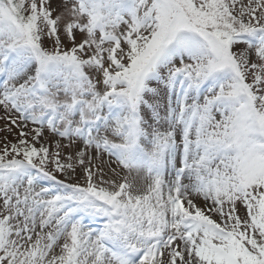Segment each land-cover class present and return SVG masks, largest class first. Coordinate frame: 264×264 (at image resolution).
I'll return each mask as SVG.
<instances>
[{
    "label": "snow or ice",
    "instance_id": "6c2138e0",
    "mask_svg": "<svg viewBox=\"0 0 264 264\" xmlns=\"http://www.w3.org/2000/svg\"><path fill=\"white\" fill-rule=\"evenodd\" d=\"M0 111V264H264V0H0Z\"/></svg>",
    "mask_w": 264,
    "mask_h": 264
},
{
    "label": "rangeland",
    "instance_id": "374dc122",
    "mask_svg": "<svg viewBox=\"0 0 264 264\" xmlns=\"http://www.w3.org/2000/svg\"><path fill=\"white\" fill-rule=\"evenodd\" d=\"M2 114H3L2 111H0V115H2ZM3 126H4V122H3V121H0V128H2ZM29 127H32V125H29ZM5 136H7V139H8L9 141H13V140H14V136H12V135H8V134L5 133V132H0V148L3 147V143H4V138H5ZM44 137H45V138H49V137H50V133L47 131V129H45V131H44ZM37 146H39V145H37ZM94 163L97 164V165L102 166L103 169H104V171H105L106 173H108L109 175H111L110 170H109V168H108V163H109V161H108V157H107V156H104V157L102 158V160H100V161H95ZM112 167H116L115 164H113ZM76 174H77V177L79 178V176H80V169H79V168H77V173H76ZM57 176H58V178H60V179L63 178V177H61L58 173H57ZM113 178H117V177H113ZM81 182H82V181H81ZM138 183H139L141 186H142V184H143L142 180H138ZM45 185L48 186V182H45ZM197 203H199V204L202 205V204H203V201H202V200H198ZM237 214L240 215V216L243 218V216L245 215V210H244L243 206L238 205V212H237ZM210 215H211V214H210ZM213 218L215 219L216 217L213 216Z\"/></svg>",
    "mask_w": 264,
    "mask_h": 264
}]
</instances>
